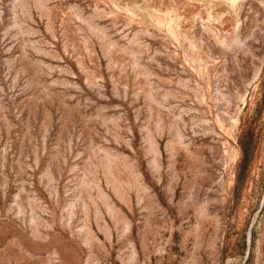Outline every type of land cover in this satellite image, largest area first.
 <instances>
[{"label": "rangeland", "instance_id": "1", "mask_svg": "<svg viewBox=\"0 0 264 264\" xmlns=\"http://www.w3.org/2000/svg\"><path fill=\"white\" fill-rule=\"evenodd\" d=\"M0 264H264V0H0Z\"/></svg>", "mask_w": 264, "mask_h": 264}]
</instances>
